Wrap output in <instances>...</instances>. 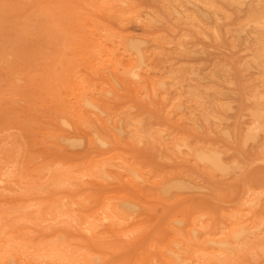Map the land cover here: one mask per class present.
<instances>
[{
  "label": "bare ground",
  "instance_id": "1",
  "mask_svg": "<svg viewBox=\"0 0 264 264\" xmlns=\"http://www.w3.org/2000/svg\"><path fill=\"white\" fill-rule=\"evenodd\" d=\"M96 1L121 13H133L129 0ZM161 1L171 13L179 12L185 19H195L187 11L190 0ZM198 1L208 6L213 15L220 9L214 0ZM225 1L239 10L247 5L244 20L234 31L232 45L236 47L243 41L251 53L249 65L262 77V89L249 97L253 128L244 137L248 140L264 129V0ZM6 13L23 18L20 29L25 36L10 35L12 42L6 40L1 32L2 15ZM76 19L82 20L77 26L87 32L79 38L78 53H89L91 61L106 59L114 72L135 82L141 80L154 56L166 45V41L154 39L149 52L136 40L108 32L82 13ZM87 20L89 31L83 22ZM59 21L60 15L53 22L51 6L46 0H0V113L8 105L20 107V112L0 117V264L19 261L47 264L54 260L61 264L93 263L100 261L104 249L109 248L106 237H131L135 233L148 239L145 248L137 254L143 264H242L246 255L264 254V215L256 218L249 215L264 189L244 188L239 195L230 197L212 189L220 206L228 205L221 212L226 225L216 230L211 226L205 229L206 222L170 217L163 222L164 232H154L141 221L144 202L119 187L125 184L154 197V192L147 189L157 185L167 201L186 189V184L177 181L171 173L152 181L154 176L148 170L119 151L120 142H114L120 140L119 133L127 132L136 142L153 135L170 154L194 161L212 177L226 175L241 166L239 161L229 163L225 150L187 137L171 138L162 129L146 130L141 121L132 120L128 113L97 107L86 90L80 93L79 82L75 93L79 109L66 106L43 113L41 100L35 94L38 75L42 81L40 90H45L51 98L65 86L52 75L50 53L44 48L39 52L33 49L35 38L31 34L35 31L41 36L45 34L49 46V31L53 26L56 34L68 31L67 24L62 26ZM101 29L106 34L100 33ZM211 32L219 37L216 28ZM96 33L98 37L94 38ZM74 43L70 39V44ZM63 45V38H57V48L62 49ZM61 59L58 51L56 61ZM195 104L201 108L176 111L178 116L191 119L196 125L199 120H211L222 126V118L205 102ZM95 120L103 123L110 133L98 129ZM84 145L98 153L78 157L76 154ZM49 146L61 155L41 150ZM178 174L183 177L182 172ZM198 216L204 218L206 213ZM36 227L44 234L38 235Z\"/></svg>",
  "mask_w": 264,
  "mask_h": 264
},
{
  "label": "rangeland",
  "instance_id": "2",
  "mask_svg": "<svg viewBox=\"0 0 264 264\" xmlns=\"http://www.w3.org/2000/svg\"><path fill=\"white\" fill-rule=\"evenodd\" d=\"M129 1L133 4V13H121L115 7L102 5L96 0H46L51 6L53 22L58 21L60 15L59 22L62 26L67 24L68 31L56 34L53 26L49 31V46L45 34L41 36L39 32H32V39L35 38L32 46L36 52L44 48L50 53V61L53 60L50 65L52 75L55 81L64 83L65 89L62 86L57 95L55 92L51 98L45 90H40L39 84L42 81L38 75L36 97L41 100L43 113L66 106L79 109L78 97L75 95L76 82H79L82 87L80 93L86 90L97 107L120 114L128 113L132 120L141 121L146 130L162 129L171 138L187 137L190 141L209 142L211 147L225 150L229 163L239 161L241 166L226 175L212 177L194 161L170 154L153 135H147L142 141L136 142L124 132L119 133V141H114L120 142L119 151L129 160L154 176L152 181L164 173H171L177 181L186 184L184 193L171 196L168 201L162 198L157 185L148 187L149 192H154V197H147L146 192L140 193L120 184V188L130 191L144 202L141 221H144L143 225L147 229L164 232L163 222L174 217L185 221L196 220L197 223L206 222L208 226L205 229L211 226L212 230H216L226 225L221 212L228 205L220 206L216 192L212 189L227 197L239 195L244 188L264 189V129L256 131L255 136L248 140L244 138L253 128L248 109L252 106L249 97L251 93L262 89V77L258 70L249 65L251 53L243 41L236 47L232 45L234 31L243 22L247 5L239 10L228 1L214 0L220 9L213 15L203 2L190 0L186 4L187 11L195 19H185L179 12L168 11L161 0ZM78 13L93 19L108 32L136 40L147 47L149 52L154 39L164 40L166 45L154 56L141 80L132 81L114 72V67H110L106 59L91 61L89 53H78L79 38L87 35L83 28L77 26L82 21L76 19ZM22 21L20 15H2L1 32L6 40L12 42L8 38L10 35L15 38L26 35L20 29ZM83 22L89 31V21ZM212 28L218 30V38L211 32ZM102 29L99 32L106 34ZM98 34H94V38ZM59 37L63 38L62 49L57 48ZM70 39L74 40L73 45ZM58 51L62 56L61 61H56ZM195 102H205L211 111L222 118V126L211 120H199L196 125L193 120L178 116L176 111L201 108ZM18 112V105H8L0 117ZM94 125L103 133H110L100 121L95 120ZM245 140L247 142L243 143ZM41 150L61 155L50 146ZM90 153L98 152L84 145L76 155L81 157ZM179 172L183 173V177L178 176ZM204 212L206 216L200 218L198 214ZM249 215L253 218L264 215V194ZM36 228L38 235L44 234L41 228ZM147 241L136 233L131 234V237H106L105 243L109 244V248L104 249L101 254L103 258L83 264L130 261L143 264L137 254L145 248ZM11 264L24 263L19 261ZM47 264L61 262L54 260ZM242 264H264V254L259 253L255 257L246 255Z\"/></svg>",
  "mask_w": 264,
  "mask_h": 264
}]
</instances>
